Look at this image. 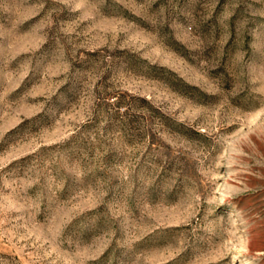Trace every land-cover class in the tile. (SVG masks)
<instances>
[{
	"label": "rangeland",
	"instance_id": "374dc122",
	"mask_svg": "<svg viewBox=\"0 0 264 264\" xmlns=\"http://www.w3.org/2000/svg\"><path fill=\"white\" fill-rule=\"evenodd\" d=\"M0 264H264V0H0Z\"/></svg>",
	"mask_w": 264,
	"mask_h": 264
}]
</instances>
